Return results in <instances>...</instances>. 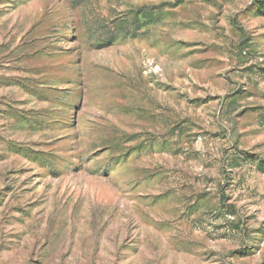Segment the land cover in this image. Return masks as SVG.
Listing matches in <instances>:
<instances>
[{"label": "rangeland", "instance_id": "rangeland-1", "mask_svg": "<svg viewBox=\"0 0 264 264\" xmlns=\"http://www.w3.org/2000/svg\"><path fill=\"white\" fill-rule=\"evenodd\" d=\"M0 264H264V0H0Z\"/></svg>", "mask_w": 264, "mask_h": 264}, {"label": "trees", "instance_id": "trees-1", "mask_svg": "<svg viewBox=\"0 0 264 264\" xmlns=\"http://www.w3.org/2000/svg\"><path fill=\"white\" fill-rule=\"evenodd\" d=\"M127 36H125L124 38H126ZM111 39H117V37H111Z\"/></svg>", "mask_w": 264, "mask_h": 264}]
</instances>
